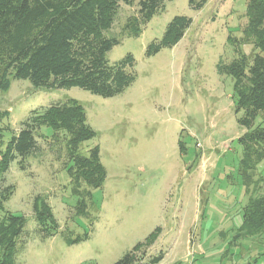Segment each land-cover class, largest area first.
<instances>
[{
	"label": "rangeland",
	"instance_id": "374dc122",
	"mask_svg": "<svg viewBox=\"0 0 264 264\" xmlns=\"http://www.w3.org/2000/svg\"><path fill=\"white\" fill-rule=\"evenodd\" d=\"M246 3L165 0L138 36L123 30L136 3H121L107 32L119 43L107 59L114 63L130 53L135 80L112 97L78 87L34 89L29 80L9 77L0 91V150L32 110L75 99L95 131L76 152L87 156L98 146L106 170L97 189L74 180L62 131L37 137L39 151L24 160L23 169L19 158L10 162L0 188L14 190L3 210L26 219L15 264H113L157 227L156 240L141 247L136 264H150L160 254L157 264H264V232L228 243L248 197L264 198V159L245 193L237 139L246 129L237 122L242 112L235 113L233 80L216 68L252 53L244 35ZM178 15L191 19L181 40L147 56V46ZM255 124L264 126V114ZM178 141L186 147L182 154ZM36 200L38 207L40 201L49 205L55 220L54 227L43 226L53 228L48 237L38 231ZM85 233V240L65 241Z\"/></svg>",
	"mask_w": 264,
	"mask_h": 264
},
{
	"label": "trees",
	"instance_id": "16d2710c",
	"mask_svg": "<svg viewBox=\"0 0 264 264\" xmlns=\"http://www.w3.org/2000/svg\"><path fill=\"white\" fill-rule=\"evenodd\" d=\"M164 2L0 0V91L8 88L11 77L29 80L34 89L78 87L104 98L121 93L134 82L135 74L134 58L130 53L114 63L107 59V53L119 43L117 37L107 36L117 10L121 3H136V14L128 18L123 30L130 36H138L141 26L164 9ZM202 4L200 1L196 6ZM246 17L244 35L252 44L251 55L239 53L229 63L220 62L216 66L219 74L229 75L233 80L235 113L242 112L237 122L246 129L237 139L241 146L239 172L246 187L245 193L252 183L253 171L264 159V126L255 124L257 117L264 114V0H247ZM190 24L191 19L187 16L173 17L162 37L147 46L146 55L151 56L162 48L176 45ZM232 39L230 35L227 37L230 43ZM232 46L235 47V43ZM58 131L66 136L68 160L75 166L74 180L82 179L91 188H99L105 180L106 170L100 161L98 146L87 156L76 152L81 142L95 136V131L87 123L83 106L75 99L32 110L21 122L19 130L12 133L4 149L0 150V183L12 160L19 158L18 164L23 169L24 160L39 151L37 137L48 136L47 132L55 136ZM178 147L180 153H184L186 147L182 141H178ZM68 172L72 175L71 168ZM13 190L12 185L0 188V211L4 212L0 218V264H15L18 240L26 224L24 216L3 210V203ZM33 208L41 236H50L53 228L43 227L48 223L52 227L55 224L49 205L40 201L38 207L36 200ZM159 232L160 228H155L143 242L136 244L113 264H136L142 258H138L137 252L145 243L156 240ZM262 232L264 198L249 196L242 209L241 223L228 243L230 245L237 235L245 238ZM87 238L85 233L74 238L66 236L65 241L71 245ZM161 259L160 254L151 258L149 263L157 264Z\"/></svg>",
	"mask_w": 264,
	"mask_h": 264
}]
</instances>
